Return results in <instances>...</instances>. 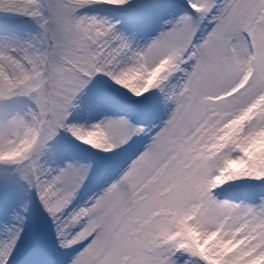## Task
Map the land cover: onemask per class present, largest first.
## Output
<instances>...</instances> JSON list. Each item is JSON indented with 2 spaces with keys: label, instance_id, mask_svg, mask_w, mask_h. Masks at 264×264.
<instances>
[{
  "label": "snow or ice",
  "instance_id": "snow-or-ice-1",
  "mask_svg": "<svg viewBox=\"0 0 264 264\" xmlns=\"http://www.w3.org/2000/svg\"><path fill=\"white\" fill-rule=\"evenodd\" d=\"M0 264H264V0H0Z\"/></svg>",
  "mask_w": 264,
  "mask_h": 264
}]
</instances>
